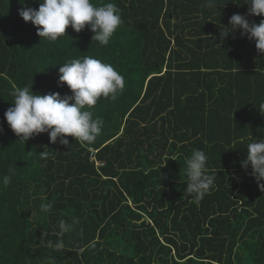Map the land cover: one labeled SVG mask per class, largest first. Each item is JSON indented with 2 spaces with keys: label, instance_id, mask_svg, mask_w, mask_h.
Wrapping results in <instances>:
<instances>
[{
  "label": "trees",
  "instance_id": "16d2710c",
  "mask_svg": "<svg viewBox=\"0 0 264 264\" xmlns=\"http://www.w3.org/2000/svg\"><path fill=\"white\" fill-rule=\"evenodd\" d=\"M111 2L123 22L100 46L87 26L43 40L19 15L20 0H0V177L16 170L0 183V264H264V191L241 164L246 145L264 139V54L240 30L219 39L218 25L249 5ZM83 56L125 79L115 101L87 109L104 121L95 143L52 144L48 133L18 141L4 117L13 88L71 95L58 85L60 63ZM193 149L205 151L215 175L199 204L185 193ZM42 203L53 207L42 212ZM73 218L58 238L59 221ZM58 239L63 249L48 246Z\"/></svg>",
  "mask_w": 264,
  "mask_h": 264
},
{
  "label": "clouds",
  "instance_id": "9594fccd",
  "mask_svg": "<svg viewBox=\"0 0 264 264\" xmlns=\"http://www.w3.org/2000/svg\"><path fill=\"white\" fill-rule=\"evenodd\" d=\"M20 3L25 6L19 9V15L25 22L36 26L38 36L49 42L62 38L69 25L76 32L87 26L94 33L92 41L107 46L123 22L119 8L111 0L99 4H94L92 0H40L38 9L27 6L26 0H20ZM244 4L249 5L246 14L234 13L228 25L218 24L219 39L223 40L230 33L240 30L241 37L254 40L258 53L264 54V19L259 23L249 19L252 15H264V0H246ZM205 7L215 8L216 0H206ZM60 65L58 85L66 83L71 95L62 96L59 92L39 94L33 91V85L31 88L14 87L11 91L12 103L4 117L18 141L26 144L30 138L48 133L52 144L69 145L67 136H72L81 145H91L101 135L103 119L94 117L87 109L94 107L101 98L115 101L125 89L123 75L112 64L94 56L72 58ZM258 108L264 114V101L259 103ZM0 131H3L2 125ZM246 147L248 151L246 159L241 162L242 167L251 168V175L264 191V183H261L264 181V139L251 140ZM50 155L45 150L40 152L41 159ZM185 163V193L194 196L195 203L199 204L214 187L215 175L209 174L207 155L202 149H193ZM15 171L10 167L8 173L0 177V183L5 187L10 185ZM52 207L51 203H42L40 210L49 212ZM78 223L76 218L71 223L60 220L57 237L70 233ZM48 246L57 251L64 248L62 239L55 243L49 240Z\"/></svg>",
  "mask_w": 264,
  "mask_h": 264
}]
</instances>
